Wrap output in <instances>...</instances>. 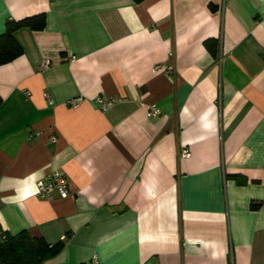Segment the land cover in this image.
I'll return each instance as SVG.
<instances>
[{
  "label": "crops",
  "instance_id": "1",
  "mask_svg": "<svg viewBox=\"0 0 264 264\" xmlns=\"http://www.w3.org/2000/svg\"><path fill=\"white\" fill-rule=\"evenodd\" d=\"M40 15L0 66V240L61 244L45 264H264V0H0V36ZM53 173L66 196L40 195Z\"/></svg>",
  "mask_w": 264,
  "mask_h": 264
},
{
  "label": "trees",
  "instance_id": "2",
  "mask_svg": "<svg viewBox=\"0 0 264 264\" xmlns=\"http://www.w3.org/2000/svg\"><path fill=\"white\" fill-rule=\"evenodd\" d=\"M44 25V15L20 22L8 21L5 33L0 36V66L22 54V48L13 36L17 29L28 27L32 30H41ZM2 103L0 98V107ZM62 248L61 244L51 246L44 239L31 237L24 231L16 236H7L0 240V264H45L47 260L61 252Z\"/></svg>",
  "mask_w": 264,
  "mask_h": 264
},
{
  "label": "built area",
  "instance_id": "3",
  "mask_svg": "<svg viewBox=\"0 0 264 264\" xmlns=\"http://www.w3.org/2000/svg\"><path fill=\"white\" fill-rule=\"evenodd\" d=\"M72 59H73V57H72ZM49 65H50V61L46 60L42 63L40 68L44 69V68L49 67ZM168 72L169 73L173 72V68L170 67L168 69ZM97 102L99 105L102 106V108L107 109L113 103V100H108V99L105 100V99L99 98V99H97ZM82 103H83L82 97H78V98L69 100L67 104L71 107L77 108ZM159 113H160V110L157 109L155 106H152L149 115L150 116H156ZM190 156H191V152L189 149L183 148L181 150V157L182 158L187 159ZM54 189H58L63 196H66L69 193V183L65 179V177L62 173H53L52 175H50L49 181L47 183H42V182L39 183L40 195H47V194L51 193ZM3 239H5V237H3Z\"/></svg>",
  "mask_w": 264,
  "mask_h": 264
}]
</instances>
